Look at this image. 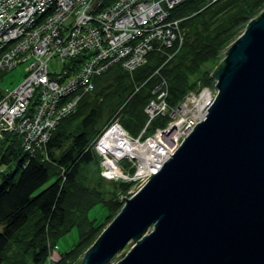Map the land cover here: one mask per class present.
Returning <instances> with one entry per match:
<instances>
[{"label":"water","instance_id":"water-1","mask_svg":"<svg viewBox=\"0 0 264 264\" xmlns=\"http://www.w3.org/2000/svg\"><path fill=\"white\" fill-rule=\"evenodd\" d=\"M245 27L210 73L205 115L77 264H109L129 242L112 264H264V7Z\"/></svg>","mask_w":264,"mask_h":264},{"label":"trees","instance_id":"trees-1","mask_svg":"<svg viewBox=\"0 0 264 264\" xmlns=\"http://www.w3.org/2000/svg\"><path fill=\"white\" fill-rule=\"evenodd\" d=\"M113 1L101 0L96 8ZM263 6L264 0L179 1L171 9V15L182 18L181 25L186 32L171 57L167 58L165 49L150 50L145 62L130 71L113 63L94 75L93 88L79 97L75 111L62 117L46 144L33 153L23 149L19 132L3 131L0 137V264H45L46 261L72 264L76 261L117 213L123 203L119 195H129L128 187L133 182L120 177L108 180L120 192L112 191L106 198L108 191L98 189L103 176L94 142L116 118L130 137L138 136L140 140L145 131L151 134L167 127L170 110L179 105L188 90L196 88L192 91L197 92V87L214 84L211 71L200 70L201 64L217 60L223 47L231 41V34L256 17ZM81 58L82 54H77L65 62L74 69ZM200 72L192 79L193 74ZM109 73L114 77L103 83ZM160 89L166 90L169 108L150 117L144 107ZM11 163L15 164L13 169L9 167ZM87 166H92L97 181L93 187L80 181L82 169ZM95 204L105 207L107 212L98 223L88 217L89 209ZM75 225L79 234L76 246L61 253L58 260L50 259L54 240Z\"/></svg>","mask_w":264,"mask_h":264},{"label":"built area","instance_id":"built-area-1","mask_svg":"<svg viewBox=\"0 0 264 264\" xmlns=\"http://www.w3.org/2000/svg\"><path fill=\"white\" fill-rule=\"evenodd\" d=\"M91 1L0 0V72L26 64L23 81L0 95V137L7 129L19 132L30 153L46 144L59 118L75 111L79 97L93 88L94 75L119 61L133 69L150 50L180 41V20L170 15L180 0H119L86 12ZM77 54L83 58L72 69L65 60ZM52 59L62 66L50 67ZM204 91L207 99L201 97ZM211 101L205 87L194 97L198 119ZM151 103L149 113L154 105L165 107ZM198 119L185 123L183 136Z\"/></svg>","mask_w":264,"mask_h":264},{"label":"rangeland","instance_id":"rangeland-1","mask_svg":"<svg viewBox=\"0 0 264 264\" xmlns=\"http://www.w3.org/2000/svg\"><path fill=\"white\" fill-rule=\"evenodd\" d=\"M116 1H119V0H115V1H113V3H116ZM180 1H182V0H180ZM112 3V4H113ZM178 3V2H177ZM176 3V4H177ZM111 4H109V5H106V6H110ZM105 6V7H106ZM174 6V5H173ZM173 6H172V8H173ZM105 7H101L100 9L102 10L103 8H105ZM264 7V6H263ZM171 8V9H172ZM170 9V10H171ZM262 9V8H261ZM260 9V10H261ZM260 10L258 11V12H260ZM170 15H171V12H170ZM172 16V15H171ZM174 18H176V17H174ZM178 19V18H177ZM182 18L181 17H179V20H180V22L178 23V37H180V41L178 40V42H177V39L175 40V43H173V45H171L170 47H168V48H160V50H156V49H153L154 51H158V52H160L161 50L162 51H164V49H165V53H167V54H165L166 56H167V58H169V57H171V55H172V53H175L176 52V50L179 48V46H180V44H181V42H183V40H184V33L186 32V30L183 28V26L181 25V20ZM247 24V23H246ZM246 24H244L241 28H240V30H238L237 32H235L234 34H233V36H232V34H231V36H230V42H228L227 43V45L225 46V47H223V50H222V52H221V55L219 56V58L217 59V60H214V59H212V60H209V61H207V62H203L202 64H201V68H200V70H210L211 71V73L213 72L212 71V69H213V67L218 63V62H220L221 61V58L223 57V51H226L227 49V47H228V45L230 44V43H232L233 42V40H235L236 39V37L243 31V29L244 28H246L245 26H246ZM180 42V43H179ZM152 51V50H151ZM164 52H162V53H164ZM148 55V54H147ZM54 60L55 59H52L51 61H50V67H52V68H60L61 66H62V62L61 61H59V62H57V63H55L54 62ZM145 60H146V55L144 56V59H143V61L142 62H140L139 63V65L138 66H140V64H142V63H144L145 62ZM115 63H117V64H120L121 65V67L122 68H124L125 70H127V71H130V69H127V67L125 66V65H123V63H122V61L120 62H115ZM25 63H22V62H19V63H17V64H15L14 65V67H12L11 69H8V70H2L1 72H0V91L3 93L4 91H5V89H12V88H14L15 87V85L17 84H19L20 82H22L23 81V77H24V74H25V71H26V69H25ZM112 66V64H109V66ZM109 68V67H108ZM107 69V68H106ZM105 69V70H106ZM200 74H202V72H200V73H196V74H193L192 75V79L194 78V79H196ZM109 78L106 80V79H104V81H103V83H106V82H109V80L110 79H112L114 76H112V75H110V73H109V76H108ZM215 80V79H214ZM215 83V82H214ZM161 85H159V86H157L158 88L160 87ZM204 87L206 88V89H208V90H210V91H213L214 93H215V87H214V84L213 85H208V86H200L199 88L197 87V92H195V91H192L193 89H195L196 90V88H193V89H191V90H188L186 93V95H184L183 96V99L179 102V105L178 106H176V107H173V109L172 110H170V112H169V115H171V117H169L170 119H169V122H168V124L167 125H169V127H167L166 129H164V130H160V129H156V130H154V133H148L149 131H145V133H147V134H143V138L140 140V139H136L135 137H130L129 135H128V137L132 140V141H141V142H145V141H147L149 138H151V137H153L154 135H156V133H158V132H162V131H167L168 132V134H170V135H174V137H175V135H176V137L174 138V140L176 139V141H179L180 140V138L181 137H183V134H182V130H183V128L186 126V124L185 123H188V121H190V120H194L195 118L196 119H198L199 117H198V111L201 113V110H198V107L196 108V103L194 102H192L193 101V99H194V97H195V99H197L198 97H199V94H201V90L202 89H204ZM205 93V92H204ZM208 93V92H207ZM209 94V93H208ZM194 97H193V96ZM204 95H206V94H204ZM203 94H202V96L201 97H203L204 96ZM165 96H167V94H166V90H163V89H160V91H159V93L155 96V97H152V100H150L149 101V103H151L152 101V103H151V105H154L153 103L155 102V103H161V102H163V104H165V107L163 108L164 110H158V109H155L156 107H157V105H154L155 107H153L152 106V108L151 109H153L152 111H151V113H149L148 111V108L147 107H150L149 106V103L147 104V106L146 107H144V111L148 114V116H150V117H152L153 116V114H155L156 112H161V111H166L167 112V110H168V104H166V101H165ZM213 96V95H212ZM206 97V96H205ZM156 100H155V99ZM80 100V99H79ZM78 103V102H77ZM155 109V110H154ZM148 110V111H147ZM62 118V117H61ZM61 118H59V121H60V119ZM117 119L118 118H116V119H114V121H112L111 122V124L107 127L108 129H106V130H104V132H102L101 133V136H99L98 138H97V140L94 142V144H93V149L94 150H96V153L98 154V155H100V160H101V175L103 176V179H105V180H103V179H101V183H100V186H99V188L98 189H100V190H102V191H108L107 193H105V196H106V198H108V197H110V195H111V193H112V191H116L117 193H119L120 192V190H119V188H117L116 187V185L114 186L111 182H108V180H110V179H117L118 177H120V178H123V179H126V180H131V181H133L131 184H130V186L128 187V192H127V194H129V195H126L127 197H130V195L134 192V191H136L135 189L136 188H138L144 181H146V178H147V175L149 174H145V175H139L138 174V170H139V165H140V162H139V160H138V158H136V157H130V156H124V157H122L121 159H118L117 161H116V163H117V167H118V169H119V171H116V170H113V171H111V170H109L110 168V165H108L107 163H106V153L104 152V150L102 149V146H101V140H102V138L105 136V134L107 133V131L110 129V127H112V125L114 124V123H118L117 122ZM179 121V122H178ZM177 122H178V124H177ZM59 123V122H58ZM119 124V123H118ZM57 125V124H56ZM55 125V126H56ZM120 125V124H119ZM54 126V127H55ZM100 127L102 126V128L104 127V124L102 125V124H100L99 125ZM174 126H175V131L173 130V128H174ZM124 128V127H123ZM54 129V128H53ZM52 129V130H53ZM51 130V131H52ZM17 132V131H16ZM53 132V131H52ZM51 132V133H52ZM50 135V134H49ZM20 137H21V135H20ZM138 137V136H137ZM22 143V142H21ZM22 145H23V143H22ZM173 145H174V141H173ZM172 145V146H173ZM44 146V145H43ZM174 147V146H173ZM108 156L110 157V159L111 160H113V155H111L110 153H108ZM14 166H15V164H13V163H11L10 165H9V167H11V169H13L14 168ZM8 167V168H9ZM92 166H87V167H85V168H83L82 169V172H81V174H80V181L81 182H85V184L86 185H88L89 187H93L94 185H96V183H97V181H96V179L94 178V175H93V172L94 171H92V168H91ZM111 168H113V167H111ZM131 169H134V171H132L131 172ZM107 173H106V172ZM104 172H105V174H107V175H105L104 174ZM131 173V174H130ZM123 174V175H122ZM112 175V176H111ZM122 175V176H121ZM105 177V178H104ZM107 179V180H106ZM123 195H119V198L121 199V197H122ZM126 196H123V197H126ZM122 201H123V199H122ZM123 203H124V201H123ZM122 205V204H121ZM120 208H121V206H120ZM120 208H119V210H120ZM119 210L117 211V212H119ZM88 213H89V215H88V217L91 219V220H93V222L95 223H98V222H100V221H103L104 220V216L106 215V208L105 207H103V206H100V205H96L95 204V206H93L92 208H90L89 209V211H88ZM116 214H114L113 215V217L115 216ZM112 217V218H113ZM112 218H110V220L108 221V222H110L111 221V219ZM102 230V229H101ZM78 236H79V234H78V230H77V227H76V225L75 226H73L70 230H68L67 232L65 231V233H63L62 234V236H60V237H58L57 239H55L54 240V242L52 243V247L50 248V254H49V257H51L50 259H52L53 261L55 260V259H59L61 256H60V254L61 253H63V252H65V251H69L72 247H75L76 246V241L78 240ZM96 238V237H95ZM130 244H132V243H128L127 245H125V247L121 250V251H118L117 252V254L115 255V256H113V260H111L110 261V263L109 264H112V263H114L117 259H118V257L120 258L121 257V255L123 254V252L126 250V249H128V246H130ZM84 251V250H83ZM83 251H81V256L80 257H82V253H83ZM80 257H76V258H80ZM76 260V261H74L72 264H77V262H79V260ZM45 264H49V262H45Z\"/></svg>","mask_w":264,"mask_h":264},{"label":"bare ground","instance_id":"bare-ground-1","mask_svg":"<svg viewBox=\"0 0 264 264\" xmlns=\"http://www.w3.org/2000/svg\"><path fill=\"white\" fill-rule=\"evenodd\" d=\"M204 94L206 96H203L204 99H207L208 93ZM173 130L175 131V126ZM175 137L173 134H168L167 131H162L145 142L132 141L124 128L114 123L102 138L101 146L107 155L106 163L110 165L109 170L119 171L116 161L124 156H130L138 158L140 162L138 174L145 175L150 174V171L154 170L155 166H158L172 152ZM108 153L113 155V160L110 159Z\"/></svg>","mask_w":264,"mask_h":264}]
</instances>
